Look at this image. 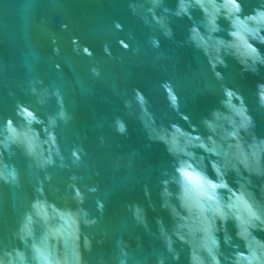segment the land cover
<instances>
[{
    "label": "water",
    "instance_id": "obj_1",
    "mask_svg": "<svg viewBox=\"0 0 264 264\" xmlns=\"http://www.w3.org/2000/svg\"><path fill=\"white\" fill-rule=\"evenodd\" d=\"M181 2L0 0V264H40V253L60 264H76L77 253L80 264H211L196 224L172 212L175 206L188 216L176 196L173 158L162 144L149 141L145 124L155 128L153 135L171 130V123L191 131L170 106L178 94L195 134L211 135L220 151L238 155L226 117L237 124L240 117L218 98L222 84L239 88L255 124L240 131L251 163L248 146L253 137L257 145L264 139V106L256 95L264 69L241 79V65L225 57L229 68L225 80L217 81L202 50L198 54L178 42L195 25L205 39L212 35L214 56L216 37L233 39L223 10L217 20L222 31L210 33V17L183 0L191 5L189 19ZM204 2L211 13V0ZM242 7L248 14L264 7V0H242ZM169 28L172 39L165 35ZM137 88L147 99L146 113ZM211 105L221 113L215 133L199 119ZM117 119L127 125L126 135L117 131ZM251 179L264 182V176ZM164 180L171 195L164 193ZM257 199L264 203V196ZM254 235L264 240V233ZM234 243L238 249L221 247V264L245 250L243 240ZM248 243L259 251L251 238Z\"/></svg>",
    "mask_w": 264,
    "mask_h": 264
},
{
    "label": "clouds",
    "instance_id": "obj_2",
    "mask_svg": "<svg viewBox=\"0 0 264 264\" xmlns=\"http://www.w3.org/2000/svg\"><path fill=\"white\" fill-rule=\"evenodd\" d=\"M192 4L198 6L210 17L208 20L210 33L222 31L221 25L217 23L222 10L223 20L227 21L229 25L227 35L233 39L226 41L223 37H216L215 43L212 45L215 51L214 56L209 55L208 41L213 40L212 35L209 34L205 39L195 25L188 29V37L184 41L178 42L180 47H190L198 54V50H202L203 56L208 57L207 62L211 74L217 81L225 80V71L229 68L225 57L231 56L241 65V79L258 75L264 69V49L259 47L264 45V34H262L264 33V7L243 14L242 0H221L220 3L211 0L213 11L210 13L204 0H192ZM190 6L183 3V0L180 4L181 11L188 15L189 19H191V15L188 13ZM176 14L180 15L179 12ZM241 14H243V18H241ZM250 22L252 26H249ZM117 27L120 26L117 25ZM165 35L172 39V30L169 28ZM249 38L252 42L249 41ZM151 43L154 48L160 47L158 39H153ZM124 47L127 48L128 45L125 44ZM93 72H96V69H93ZM221 87L222 97L218 98V102L240 117L239 124L234 119L226 117L233 128L227 135L237 141L235 147L239 150L238 155L229 157L228 151H220L219 145L211 135L204 138L195 134L197 126L188 114L180 111L181 97L178 94L171 96L170 106L184 122L189 123L191 131L184 129L179 123H171L169 126L171 130L162 128L155 135H153L154 127L149 129V126L145 124V129L149 141L162 144L167 155L173 158L172 166L176 174L174 183L179 188L176 196L180 207L188 212V216H181L175 206L172 207V212L181 220H193L196 224L195 231L202 233L201 247L207 251L211 258V264H221L220 256L223 253L220 252V249L222 246L238 249L234 239L243 240L246 251L236 250L233 253L235 259L231 260L230 264H264V240H260L254 235L255 232L264 233V203L257 199V194L264 196V182L254 184L251 179L253 175L264 176V167L261 166L264 139H261L257 145L256 138L253 137V144L248 146L251 149L252 157L250 163L249 154L245 153L240 143V131L243 129L247 132L250 126L255 127L253 117L248 114L244 96L239 88L229 87L225 84H222ZM256 89L259 103L264 106V81H258ZM134 91L136 99L146 113L144 106L147 104V99L145 95L139 88ZM234 99L239 101L238 106L233 103ZM128 106V101H125V107ZM28 113H31V117L34 116L32 112ZM208 115L212 119H208ZM220 116L221 113L211 105L199 116V119L209 131L215 133V120L220 119ZM116 124L117 131L126 135L127 125L119 119ZM154 124L155 121H153ZM181 138H183V144L180 143ZM100 141L103 143L104 138L100 137ZM228 147L232 148L233 145L229 144ZM237 162L243 166V172L237 166ZM233 172L236 177L231 175ZM245 172L248 175H244ZM162 183L165 185L164 193L171 195L167 189L168 181L164 180ZM77 196H79V192H77ZM165 206L161 204V207ZM180 227H188V225L185 223ZM191 232L190 229V234ZM249 238L255 241L259 251L254 250L248 243ZM37 252L39 253L40 250L37 249ZM75 258L76 264H80L78 253L75 254ZM224 259L228 260V257L225 256ZM39 260L40 264H60L59 261L49 260L42 253H40Z\"/></svg>",
    "mask_w": 264,
    "mask_h": 264
},
{
    "label": "snow or ice",
    "instance_id": "obj_3",
    "mask_svg": "<svg viewBox=\"0 0 264 264\" xmlns=\"http://www.w3.org/2000/svg\"><path fill=\"white\" fill-rule=\"evenodd\" d=\"M27 115H28L29 117H31V113H27Z\"/></svg>",
    "mask_w": 264,
    "mask_h": 264
}]
</instances>
